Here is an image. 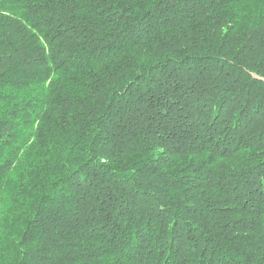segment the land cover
<instances>
[{"label":"trees","instance_id":"obj_1","mask_svg":"<svg viewBox=\"0 0 264 264\" xmlns=\"http://www.w3.org/2000/svg\"><path fill=\"white\" fill-rule=\"evenodd\" d=\"M0 264H264V0H0Z\"/></svg>","mask_w":264,"mask_h":264}]
</instances>
